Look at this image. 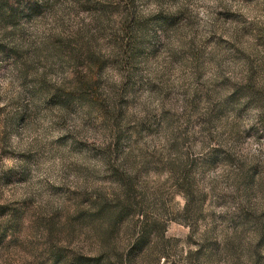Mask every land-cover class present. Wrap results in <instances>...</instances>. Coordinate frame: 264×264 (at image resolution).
Returning a JSON list of instances; mask_svg holds the SVG:
<instances>
[{"label": "clouds", "instance_id": "9594fccd", "mask_svg": "<svg viewBox=\"0 0 264 264\" xmlns=\"http://www.w3.org/2000/svg\"><path fill=\"white\" fill-rule=\"evenodd\" d=\"M0 264H264V0H0Z\"/></svg>", "mask_w": 264, "mask_h": 264}, {"label": "rangeland", "instance_id": "374dc122", "mask_svg": "<svg viewBox=\"0 0 264 264\" xmlns=\"http://www.w3.org/2000/svg\"><path fill=\"white\" fill-rule=\"evenodd\" d=\"M151 11H152V10H151L150 8H146V9H144L145 14H147V13H149V12H151ZM125 47H128V45L126 44ZM139 52H140L139 47L136 46L135 43H133V46H132L131 48H129V53L132 54V55H136V54H138ZM113 76H114V78H118V77L115 76V73H113ZM169 95H170V93H169ZM139 102L147 103V102H151V101L149 100L148 97H145L143 101H139ZM180 203H183V201H180ZM170 227H171V229H172L173 231H175V230L178 229V225H177L176 223H173Z\"/></svg>", "mask_w": 264, "mask_h": 264}]
</instances>
